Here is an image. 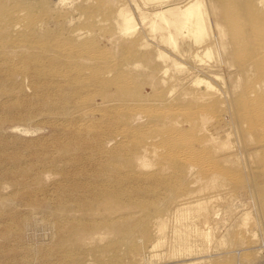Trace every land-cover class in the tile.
I'll use <instances>...</instances> for the list:
<instances>
[{
    "label": "rangeland",
    "instance_id": "obj_1",
    "mask_svg": "<svg viewBox=\"0 0 264 264\" xmlns=\"http://www.w3.org/2000/svg\"><path fill=\"white\" fill-rule=\"evenodd\" d=\"M93 1L94 0H37L39 7L38 9H36L37 10L36 12H38L37 17L42 19L43 22L50 21L48 31L46 30L45 32H42V36H44L42 38V42L44 38H45L44 39L45 43L47 42L46 44L45 43L43 44L45 46H42L43 48L42 51L45 52V53L42 52V61L44 60L46 64L50 63L52 65L57 66L58 63L57 61L50 60L53 57L54 52L57 51L56 50L57 48L53 47L51 44L54 43L53 45L55 46V41L58 39L59 47L61 45L60 49L63 48L62 50H65V47L67 46L69 41H71L74 44L78 43V41H76V37L69 36L71 31L74 33L73 35H75L76 33L84 32L83 34L84 36H86L85 40L87 41L91 40L89 44L90 47L89 51L91 52V56H92L91 57L92 61L90 63L94 70L93 74L97 75L98 73V76L100 77L102 76L101 78H104L106 84L107 83L108 84L107 85L103 84L102 86L92 90V93H98V95L92 94L91 98H93V100L86 102L88 105L81 100H79V103L77 102L76 104H71V105L69 104L71 108L73 107L72 112L74 109V105L78 108L76 109L75 107L76 110L72 114L74 117L70 115L72 116V118L66 114H60V113L50 114L48 111H39L40 112L39 113L37 111L32 112L29 110L31 112L29 113L28 109H26L28 107H24L25 103L27 102H31V104L33 103L32 109L40 108V103L38 102L37 97H34V94H32L33 89H30L28 91L29 96L27 98H24L25 101L19 100L18 102L17 101L15 102L14 100L8 102L7 110L4 111V116L6 115L8 119V121L5 123V127L7 128V130L0 131V136H1L0 140L6 147L4 150L5 152L3 151L2 152L3 155L7 158L3 161V163H0V166H5V168H9L7 170L8 173H11V176H14L15 179H21L22 175L25 174L27 175L33 174L35 170L40 168H42V170L45 168H49L53 170L61 169L64 163L63 160L64 158L67 157L66 155H68L69 157L70 154H77L78 148L80 152L87 150L86 143L90 142L89 138L85 137V139L82 140L81 138L72 136L70 134L72 131L77 130L78 128L76 127L78 126L77 121H79L80 117L83 115L85 108L90 105L91 107H96V108L99 106L98 108L102 109L103 108L102 102L107 100H113V98L115 99V101L108 103L107 106L117 105L118 107L115 108V110H113V107H108L107 109L104 108L105 110L102 109L101 111H96L93 119L89 118V122L93 123L90 124L93 125L94 127L93 129L97 130V132H100L101 130L115 131L117 129L118 130L133 129V130H137L136 136L142 139L144 138V136H147V134L148 135L150 134L151 132L149 129L150 127L151 130H160L159 128L163 126L164 127L161 128V130L162 129L185 130V131L187 130V132L183 136V139L181 140L180 138L179 140V142L181 141L185 142L182 143L183 146L182 150L180 151V149H178L175 151L177 153L179 151V154L181 155L182 153L187 154L186 151L188 150V147L185 148L186 145H190L191 143L194 142L192 146L194 147L196 146L197 134L195 133L194 130H197V128L198 130L200 128H202V130H222L223 131L221 134L222 139H225L224 137H227L226 135L229 134L228 136L230 138L229 142L233 145L236 151L238 150L237 152L239 154V162L237 164H225L224 166L217 164L218 168L220 167V169L221 168L223 169L221 170L222 174L224 173L226 174L223 176L225 184L234 187L236 190L228 194L223 193L221 194L220 198L212 196L213 193L208 194L209 197L210 196L213 197L214 201H217L216 203L212 204V207H209L208 210L210 214L213 215V223L217 221L214 225L215 226L218 225L219 230H221L219 233L220 235L217 236L218 239L216 237L211 244L212 246L210 245L209 247L210 252L202 254V257H197L198 255H190L187 257L175 256L166 260L164 259V257L166 256V247H161L160 249L158 248L154 250H150L146 248L144 251H142V255H143L142 260L138 257L132 261L131 259L124 257V259H122L121 262L127 264H132L136 262H137L136 264H175V263L176 264H182V263L239 264L245 262L246 260L245 258L248 259L247 256H250L249 261L251 257L252 260L250 261V263H246V264L264 263V166H263L264 162L262 161L261 157L260 158L253 157L250 159L249 155L245 150L246 148H248V145L250 146V144H252V142H255V140L258 141L260 139H264L263 136L264 122L262 123V121H264V111H263L264 110V80H263L264 79V63H263L264 62V45H263L264 44V8L262 9V7H264V1L263 0H199L201 2L200 8L197 10V12L195 11L190 15L191 19L193 18L195 19L196 18L195 15L198 16V14L202 16L201 22L202 25H204V31L203 33L197 32L199 36L202 35L201 37H198V39L192 35V31L190 35V31H188L185 28L183 30L182 28L183 23L185 21L187 22V18H189V16L188 17L185 16L182 13V11L187 6H189L193 0H114V2L111 0H103V3H101V0H95L94 2ZM92 9L95 12L91 11ZM121 12L129 14L133 17L134 19L133 25L135 26V30L133 32H130L128 34L127 32H125V29L123 27V19L121 16L122 14ZM203 13L204 15H202ZM111 16H113V19ZM54 17H56L57 19ZM81 27L82 30H80ZM60 28H62V30ZM73 28L76 30L74 31ZM192 28L193 29L195 28V24L192 25ZM211 29L214 33L211 31ZM184 33L186 34V36ZM124 34L127 35L125 36ZM169 35L173 36V39L175 40V44H172V42L168 39ZM187 35H189V38ZM113 36L116 37L114 38ZM127 36L129 37L127 38ZM164 38H165V42H164ZM200 38L202 39V41ZM214 40L216 41L215 43ZM65 41L68 43H66ZM131 41H134L132 42L133 44L131 43ZM91 42L93 46L94 44H96L94 47L92 46L93 48H91L92 45ZM111 44L113 45V47ZM138 45L139 48L136 47ZM46 46L49 47L48 50H52V51H48V50L45 51ZM96 48L97 51H95ZM91 49L92 50L95 49V50L92 51ZM104 51L107 54H111V55H109L108 57V55L104 53ZM144 51L146 53H144ZM198 51L200 53H198ZM133 52H137L138 54ZM174 52L178 53L179 55L177 54L178 55L177 56ZM201 52L203 54H201ZM96 54L97 57L94 58L95 56L93 55ZM99 55H103V57H100ZM135 55L139 59H137ZM192 55L195 56L193 57ZM151 56L153 57V59L151 58ZM190 56L193 59L190 58ZM141 57L143 59H141ZM132 58L134 60H132ZM95 59L99 61H96ZM152 61L154 62V64H152ZM138 62L146 66L147 70L145 72H140L138 69L134 67L135 63ZM92 63H94V65ZM121 63L122 64L125 63V64L122 65ZM116 64L117 66H115ZM105 69L108 71H106ZM164 70L167 71L165 74H164ZM119 73L120 75H122L123 73L124 74L119 78L120 76ZM136 73H138V75H136ZM151 73L157 75L153 76L152 78ZM105 74L107 75L105 76ZM116 75H118V77ZM145 75L147 76V78H145L146 77ZM125 76L128 79H130L129 81L132 80V82L127 81V78ZM157 76H159V78H157ZM133 77L137 79L135 80ZM154 77L157 78L158 81L155 80ZM248 77L250 78V80L248 79ZM260 78L263 79L260 80ZM32 79L34 80L33 77L29 78L28 83L33 81ZM196 79L197 80L201 79L203 81L205 80V82L198 84ZM95 80L98 81V78ZM110 82L112 83L110 84ZM44 83L46 82L44 79H42V85ZM124 83H126L125 85L126 90L125 87H122L124 86ZM136 83L138 84V86ZM206 83H209V86L210 85L213 86L208 87ZM9 85H10L9 82L0 83V92L3 93L8 91L11 88ZM137 87L139 88L137 89ZM191 87L193 90L191 89ZM130 90L132 91L129 92ZM188 90H190V92ZM195 91L196 94L201 91L202 94L205 95L201 96V92H200L199 93L200 95L197 94L198 95L197 97L196 94H193ZM255 91L257 92L256 93L257 95H255ZM123 92H127L128 94ZM163 92H165V94ZM169 92H172V94H169ZM207 92L208 94L211 95H207ZM116 93L118 94L116 95ZM139 94L141 97L139 96ZM162 94L165 95L163 99L162 96L164 95ZM108 97H112V98L107 99ZM203 97L204 99H202ZM130 99L131 101H129ZM135 99L138 101H136ZM127 102H128L127 105H122V104H126ZM171 102L174 103L172 104ZM129 103L131 105H129ZM135 103L137 105L138 103H143V104H140L137 107V105H134ZM150 105L153 106V108H151ZM125 106H127L128 109ZM121 107H124L122 109V112H121ZM139 107L140 108L143 107L141 108L143 110L141 111ZM163 108H165V110H163ZM136 109L138 111L134 112V110ZM147 109L148 110L150 109L149 110L150 112L152 111L151 114L156 113V111L158 112L159 109H161L159 110L160 112L162 110L163 112L162 113L158 112L159 114L156 113L155 114L156 117H155L154 115H148L147 113L149 111ZM152 109H154V112ZM97 112H101L102 114ZM103 112L105 115H103ZM164 113L167 115V116L164 115L165 119L162 117ZM31 114H33L32 115L33 117L31 116ZM59 114H60V118H59L60 120L58 119L59 116L57 117V115ZM48 115H53V117ZM157 115H159V119H157L158 118ZM134 116L143 117L142 122L140 121L139 124H132L131 120L132 117ZM150 116L152 117L150 118ZM202 117H206L207 121L205 123L201 121ZM31 118L33 120H31ZM144 120L145 121L147 120L148 122L150 121L149 123L151 126H149L148 122L147 121L145 122ZM192 120L194 122L193 124L197 123L196 125H194L195 127L192 125V122H189ZM198 120H200V122ZM18 121L22 122V124L18 123ZM63 121H64L63 123L64 125L63 124L61 125ZM119 121L120 123L122 122V124H120ZM164 121L166 122L164 123ZM151 122H154V124L153 123L151 124ZM155 122L158 125H156ZM142 123L144 127L142 125L140 126V124ZM145 125L149 127L144 129L146 127ZM152 125L154 126L156 125V127H153ZM139 129H140V133H138ZM231 130L233 132L232 135L230 133ZM235 131L236 133L237 131H240L241 134L239 132L237 133L238 136H235L236 135ZM248 132H252L251 135L254 134L252 136L253 137L256 136V138L254 137L255 139L253 138L254 140H251V138L248 135ZM141 134H143V136H141ZM191 134L192 136L189 138L188 135ZM185 136H188L186 137L187 139L185 138ZM236 141L239 143L238 146ZM197 147L199 146H196V148ZM202 149L205 150V148L203 147ZM51 150L54 152H52ZM203 150H201L200 147L199 149L197 148L194 151L189 149V151H192V153L194 152V155L196 156L195 157L192 154L193 157L195 158L192 159V162L195 165L197 164V166L204 165L206 162H207L206 164H211L212 162H214L212 161L213 159H210L211 155L209 156V154L207 155V153L205 155V151ZM206 150L208 149L206 148ZM183 151H185V153ZM240 152L242 153L240 154ZM51 154L52 155L54 154L55 156L53 155L52 158ZM57 155L59 156V158ZM201 156L205 158L201 159ZM56 157L58 159H56ZM199 160L206 162H200ZM59 161H61L62 163ZM194 161H198V163ZM210 161L212 162L208 163ZM257 161L260 162L257 163ZM212 164H214L213 166L216 165L215 162ZM0 172L2 173V171ZM236 182H238V184ZM241 183H244L243 186ZM240 184L242 187L240 186ZM243 190L247 192L243 193L244 192ZM5 192L7 191H4V193ZM146 193L147 192H143L142 193L143 196L139 194L140 196L138 195V197L140 199L144 197L147 200L152 199L154 201L155 199H157L159 200V201L156 200L157 203L162 201L160 200L162 197L157 198V194L155 195L150 191H148L149 195L148 193L146 195ZM244 195L247 196L245 197ZM202 196L204 195L201 194L200 197ZM42 197L43 196L38 197V200H36L35 198V201L33 200L34 201L33 202V201H29L28 198L27 199L24 198V196L23 197L20 196L19 194L10 196L9 202L12 203L11 205L12 206L19 205L20 206L19 208H21V210L18 212L17 210H15V212L10 211L11 209L3 210V212H5L4 214L6 215H2V216L4 217L6 216L7 218H10L9 221L10 223L8 222L7 225L6 222L0 223V250H1L0 264H38V263L43 264V261L46 260L59 262L61 257V252L63 250L66 249L74 250V247L72 248V246L69 247H65V246L63 247L62 245L60 246V243L58 242L59 233L57 228L55 227L56 225L59 224L57 222H59L61 219H66L67 216H69V214L73 212L70 209L71 207L69 206L70 207L69 208L66 206L63 209L62 208L60 209L58 205L59 202L57 200L55 201V199H53L54 200L53 201L51 197L50 198L49 197L42 198ZM229 202L233 205V208L230 206L231 204ZM29 203H31L32 205H30V207L27 205L26 207L25 204H29ZM223 203L225 204L229 203V204L225 205ZM45 205H47V207H45ZM35 207L36 208L39 207L38 211ZM222 207L224 210H222ZM41 208H44L46 212H44V209ZM54 208L55 211L51 210ZM234 208L235 210H233ZM40 209L41 211H39ZM216 209H218L219 211ZM236 210L237 212L238 211L239 212L236 213ZM142 211L139 210V217L140 216L142 217V215H146L148 213L149 216L153 215L151 209H148L146 207L144 208V210L142 209ZM214 212L215 213L219 212V215H221V217L223 215L224 218L223 217L219 218V215L218 217H216ZM224 212H226L227 214H225ZM23 213L29 214L28 217L30 218V220H26L27 217L25 218V215H23ZM73 213H75V216H79L78 212H73ZM230 213H232V215ZM30 214L32 216H30ZM60 214L62 218L60 217ZM21 219L22 220L24 219L25 222L27 221V224L24 221L22 222ZM197 223L198 222L195 221L191 225L194 226ZM169 225L170 226L167 229V234L169 233L168 235H171L172 222H170ZM170 239L169 241H171ZM220 242L222 244H218ZM33 248H35V250H33ZM46 248L49 249L46 250ZM45 252L47 254H45ZM162 252L163 254H161ZM157 254L160 256L157 257ZM21 255L23 258L21 257ZM150 255L152 256V258ZM109 258H110L109 262L111 263L117 262L116 258L113 257L111 258L109 256L105 260L107 264H109L108 262ZM93 263L98 264L99 262L92 261L91 259L90 261L89 260L86 261V263L84 264H93ZM60 264L63 263L61 262Z\"/></svg>",
    "mask_w": 264,
    "mask_h": 264
},
{
    "label": "bare ground",
    "instance_id": "obj_2",
    "mask_svg": "<svg viewBox=\"0 0 264 264\" xmlns=\"http://www.w3.org/2000/svg\"><path fill=\"white\" fill-rule=\"evenodd\" d=\"M111 1L114 2V0H111ZM101 3H103V0H101ZM200 5H201V2L199 0H193L192 3L182 11V13L185 16H187V17L189 16V18H187V22L185 21L183 23V26H182L183 30L185 28L188 31H190V35H191V31H192V35L195 36V38H197V39H198V37L202 36L201 34H200L201 36H199L198 33H203V31H204V25H202V22H201L202 16L197 13L198 16L195 15L196 18L191 19L190 15L192 13H194L195 11L197 12V10L200 8ZM38 8L39 7H38L37 0H0V83L9 82V84H10L9 86L11 87L6 92H3V93L0 92V99H1V101H0V131L7 130V128L5 127V123L8 121V119H7L6 115L4 116V111H6L7 107H8L7 103L10 101H14V100H15V102L16 101L18 102L19 100L25 101L24 98H27L29 96L28 91L30 89H33L32 94H34V97H37V100L40 103V108L32 109L33 103L31 104V102H27L28 101L27 100L26 101L27 103H25L24 107H28V108H26V109H28V111L29 110L32 112L33 111H37V112L48 111L50 114L60 113V114H66V115L70 116L78 108L74 105V109L72 112L73 107L71 108V106H69V104L71 105V104H76L77 102L79 103V100H81L85 104H87L86 102L93 100V98H91L92 94L98 95V93H92V90L102 86L103 84H106L105 79L101 78L102 76L101 77L98 76V73H97V75L93 74L94 70H93V67L91 66V63H90L92 61L91 60L92 56H91V52L89 51L90 50L89 44H90L91 40L90 41L85 40L86 36H84V34H83L84 32L83 33H76L75 35H73L74 33L71 31L69 36L70 37H76V41H78V43L74 44L69 40H68L69 43L65 41L66 43H68L67 46L65 45L66 46L65 50H62L63 48L60 49L61 45L59 47L58 39L57 40L55 39L56 40L55 46L53 45L54 43L51 44L53 47L57 48L56 49L57 51L54 52L53 57L50 60L51 61H57L58 62L57 66L52 65L50 63L46 64L44 60L42 61V52H43L42 46H45V45H43L45 43V40H44L45 38L43 39V42H42V38L44 37V36H42V32H45L46 30L48 31L50 21H44L43 22L42 19L37 17L38 12H36L37 11L36 9H38ZM106 8H107V6H106ZM263 8L264 7H262V9ZM116 10H118V9H116ZM91 11H94V10L92 9ZM198 12H200V11H198ZM121 13H122L121 16L123 19V27L125 29V32H127V34L130 32H133L135 30V26L133 25V23H134L133 17L129 14H126L123 12H121ZM202 15H204V13ZM113 16H111L112 19H113ZM261 16H263V15H261ZM65 17H66V15H65ZM54 18H56V17H54ZM206 20H207V18H206ZM193 24H195L194 29L192 28ZM120 26H122V25H120ZM217 27H219V26H217ZM115 28H117V27H115ZM55 29H57V28H55ZM60 29L62 30V28H60ZM75 30L76 29H74V31ZM80 30H82V27ZM110 30H112V29H110ZM211 31H212V29H211ZM79 32H81V31H79ZM114 32H116V31H114ZM208 33H209V31H208ZM63 34H64V32H63ZM186 34H187V32H186ZM186 34H185V36H186ZM114 35H116V34H114ZM121 35H123V34H121ZM103 36H104V34H103ZM187 36L189 38V35H187ZM113 37L115 38L116 36H113ZM128 37L129 36H127V38ZM213 37H214V35H213ZM53 38H54V35H53ZM168 39L172 42V44H175V40L173 39L172 35H169ZM93 40H95V39H93ZM114 41H116V40H114ZM201 41H202V39H201ZM92 42H91V44H92ZM132 42H134V41H131V43ZM164 42H165V38H164ZM215 42L216 41L214 40V43ZM118 44H119V42H118ZM200 44H201V42H200ZM95 45L96 44H94V46ZM135 45H136V43H135ZM140 45H141V43H140ZM92 46H93V44L91 45V48L94 47V46L93 47ZM102 47H104V46H102ZM112 47H113V45H112ZM136 47L139 48V45ZM48 49H49V47L46 46L45 51H47ZM94 50H92V51H94ZM48 51H52V50H48ZM95 51H97V48ZM134 51H136V50H134ZM199 51H198V53H200ZM43 53H45V52H43ZM104 53H106V52L104 51ZM133 53H137V52H133ZM144 53H146V52L144 51ZM50 54H51V52H50ZM175 54L177 55L178 53H175ZM201 54H203V53L201 52ZM103 55H99V56L103 57ZM107 55L109 57V55H111V54H107ZM146 55H148V54H146ZM93 56H95L94 58H96L97 54L93 55ZM132 56H134V55H132ZM135 57H136V55H135ZM133 58H132V60H134ZM151 58L153 59L152 56H151ZM190 58H192V57L190 56ZM137 59H139V58H137ZM141 59H143V58L141 57ZM96 61H99V60H96ZM105 62H107V61H105ZM114 62H115V60H114ZM146 62H148V61H146ZM99 63H101V62H99ZM33 64H35V65H33ZM92 64L94 65V63H92ZM124 64H122V65H124ZM152 64H154L153 61H152ZM115 66H117V64ZM176 66H178V65H176ZM134 67L136 69H138L140 72H145L147 70L146 66L142 65L139 62L135 63ZM106 71H108V70H106ZM166 72L167 71L164 70V74ZM127 73H128V71H127ZM149 74H150V72H149ZM106 75L107 74H105V76ZM119 75H120V73H119ZM122 75H120L119 78ZM136 75H138V73H136ZM151 75L153 78V76H156L157 74L154 75L151 73ZM116 76L118 77V75H116ZM32 77L34 78V80L32 79L33 81L28 83L29 78H32ZM111 77H112V75H111ZM130 77H132V76H130ZM97 78H98V81L95 80ZM143 78H144V76H143ZM145 78H147V76ZM157 78H159V76H157ZM157 78L154 77V79L158 81ZM42 79H44L46 82L43 85H42ZM248 79L250 80L249 77H248ZM262 79L260 78V80H262ZM110 80H112V79H110ZM129 80L130 79L127 78V81H129ZM129 82H132V80ZM204 82H205V80L204 81L201 79L197 80L198 84L204 83ZM111 83L112 82H110V84ZM126 83H124V86H122V87H125V90H126V86H125ZM152 83H153V81H152ZM253 83H255V82H253ZM114 84H115V82H114ZM206 84L208 85V87L211 86V85L209 86V83H206ZM250 84H251V82H250ZM137 86H138V84H137ZM158 87H159V85H158ZM138 88L139 87H137V89ZM256 88H258V87H256ZM118 89H119V87H118ZM159 89H161V88H159ZM187 89H188V87H187ZM191 89H192V87H191ZM103 91H105V90H103ZM131 91L132 90H130L129 92H131ZM188 91L190 92V90H188ZM94 92H97V91H94ZM98 92H100V91H98ZM208 92H207V95H211V94H208ZM123 93L128 94L127 92H123ZM137 93H139V92H137ZM163 93L165 94V92H163ZM199 93H197V94H199ZM256 93L257 92L255 91V95H257ZM117 94L118 93H116V95ZM140 94H139V96H140ZM164 94H162V95H164ZM169 94H172V92H169ZM193 94H196V91ZM135 95H136V93H135ZM202 95L203 94L201 92V96ZM133 96H134V94H133ZM163 97H165V95L162 96V99H163ZM197 97H198V95H197ZM252 97H251V100H252ZM110 98H112V97H108L107 99H110ZM242 98H244V97H242ZM245 98H247V97H245ZM166 99H168V98H166ZM202 99H204V97ZM101 100H102V98H101ZM113 101H115L114 98H113V100H107V101L102 102V105H103L102 109L105 110L104 108L107 109L108 107H113V110H115V108L118 107L117 105L107 106L108 103L113 102ZM129 101H131V99ZM136 101H138V100H136ZM148 101H149V99H148ZM128 102L126 104H122V105H127ZM11 103H13V102H11ZM136 103L134 105H137ZM171 103L173 104L174 102H171ZM140 104H143V103H138V105H140ZM129 105H131V104L129 103ZM138 105H137V107H138ZM17 107H19V106H17ZM75 107H76V109H75ZM98 107L97 108L91 107L90 105L86 108L84 107L85 111H84L83 115L80 117L79 121H77L78 122V126H76V127H78L77 130L72 131L70 133L72 136H76L78 138H81L82 140L85 139V137L89 138L90 142L86 143L87 150L80 152L79 148H78L77 154H70L69 157H68V155L65 154L67 157L64 158L63 167L61 169L53 170V169L45 168L42 170V168H40V169L35 170V172L33 174H30V175L25 174V175H22L21 179H15L14 176H11V173H8L7 170L9 168H5V166H0V171H2V173L0 172V220H1L0 223L6 222V225H7L8 222L10 221V218H7L6 216L5 217L2 216V215H6V214H4L5 212H3V210H6V209L10 210L11 209L10 211H14V212H15V210H17V212L21 210V208H19L20 207L19 205H15V206L13 205L12 206L11 205L12 203L9 202L10 196L18 195V194L22 197L24 196V198H26V199L28 198L29 201H33V200L35 201V198H36V200H38V197H40V196H43L45 198L51 197L52 200L55 199V201L57 200L59 202L58 205H59L60 209L61 208L63 209L66 206L67 207L70 206L71 208L70 207L69 208L71 209V211L78 212L79 216H75V213L72 212L71 214H69V216H67L66 219H61L62 217L60 214L61 218H59V219H61V220L59 222L54 221V222L59 223L55 227L57 228L58 233H59L58 242L60 243V246L61 245L63 247L64 246L65 247L72 246V248L74 247V250H70V249L63 250L61 252V257H60L59 262H54L52 260H50V261L46 260V261H43V264H60L61 262L63 264H84V263H86V261H88V260L90 261L91 259H92V261H98L100 264H107L105 260L109 256L111 258L113 257V258L117 259V262L111 263V262H109L110 261V258H109V260H108L109 264H127V263L121 262V260L124 259V257L131 259L132 261L138 257L142 260V257H143L142 251H144L146 248H148L150 250H154V249H158V248L160 249L161 247H166V256L164 254V256H165L164 259H166V260L169 258L175 257V256L176 257L177 256H180V257L186 256L187 257L190 255H198L197 257H202V254L207 253V252L209 253L210 252V249H209L210 245L212 244L214 239L220 235L219 233L221 231V230H219L218 225L217 226L214 225L217 221L213 223V215H211L209 210H208L209 207H212V204L217 202V201L213 200L212 196L220 198L221 194H223V193L228 194V193L234 192L236 190L234 187L229 186L228 184H225L223 176L226 174L225 173L222 174L221 170H223V169L222 168L220 169V167L218 168V165L224 166L225 164H237L239 162V154L237 152L238 150L236 151L234 149L233 145L229 142V139H230L228 137L229 134L226 135L227 137H224L225 139H222V137H221V134L223 132L222 130H202V128H200L201 130L200 129L198 130V128H197V130H194L195 133L197 134L196 146H199L201 150H203L202 147L205 148V150H203V151H205V155H206V153H207V155L209 154V156L211 155L210 159H213L212 161L215 162V164H216L215 166H217V167L213 166L214 164H212V163H214V162H212V161L208 162V163L212 162L211 164H206L207 163L206 159H205L206 161H200L199 160L200 162H206L205 163L206 165L204 163H202L204 165L197 166V164L195 165L192 162V159L194 158L193 157L194 152L192 153V151H189V149L193 150V151L196 150L197 148L199 149V147L196 148V146L195 147L192 146L194 144V142L191 143L190 145L185 146V148L188 147V150L186 151L187 154L185 153V151H183L185 154H183V153L182 154L186 155V156H183L182 154L180 155L179 151H178V153L175 152L178 149H180V151L182 150V147H183L182 143L184 141L179 142V140H180V138H181V140L183 139V136L187 132V130L186 131L185 130H163V129L161 130V128H163L164 126L159 128L160 130H151V127H150L149 128L151 131L150 134L149 135L147 134V136H144V138H142V139L138 138L136 136L137 130H133V129L132 130H130V129L129 130H123L121 128L122 130H118V129L115 131H110V130L102 131L101 130L100 132H97V130L93 129L94 128L92 125L93 123L89 122V118L93 119L96 111L102 110V109H99ZM125 107L127 108V106H125ZM123 108L124 107H121V112H122ZM141 108H143V107H141ZM151 108H153V106H151ZM26 109H24V110H26ZM161 109H159V110H161ZM129 110H130V108H129ZM142 110L143 109H141V111ZM152 110L154 112V109H152ZM159 110H158V112L162 113L163 110H165V108H163V110L161 112ZM254 110H257V109H254ZM30 111H29V113H31ZM135 111H138V110L136 109V110H134V112ZM148 111H146V112H148ZM230 111H231V109H230ZM130 112H132V111H130ZM149 112L147 113L148 115H154V116L156 113H158L157 111L154 114H151L152 111L150 113ZM25 113H27V112H25ZM97 113H101V112H97ZM165 113L163 115L162 114H160V115H162V117L164 118V115H166ZM60 114L57 115V117L59 116L58 119L60 118ZM147 114H144V115H147ZM32 115L33 114H31V116ZM103 115H105L104 112H103ZM140 115H141V113H140ZM48 116L53 117V115H48ZM72 116H70V117L72 118ZM157 116H158L157 119H159V115H157ZM151 117L152 116H150V118ZM39 118H41V117H39ZM142 118L143 117H141V116H134V117H132L131 122H132V124H139L140 121L142 122ZM31 120H33V119L31 118ZM10 121H11V119H10ZM98 121H95V122H98ZM128 121H130V120H128ZM150 121H151V119H150ZM198 121L200 122V120H198ZM201 121L203 123H205L207 121L206 117H202ZM43 122H45V121H43ZM149 122H148V125L151 126ZM156 122H155V124H156ZM165 122L166 121H164V123ZM189 122H192L193 126L197 124V123L193 124L195 122V119H194V122H193V120L189 121ZM263 122L264 121H262V123ZM18 123L22 124V122H19V121H18ZM63 123H64V121L61 123V125ZM90 123H92V124H90ZM119 123H120V121H119ZM152 123L154 124V122H151V124ZM120 124H122V122ZM34 125H36V124H34ZM141 125L144 127L143 123L140 124V126ZM156 125H158V124H156ZM156 125L155 126L152 125V126L156 127ZM163 125H166V124H163ZM199 125H200V123H199ZM263 125H264V123H263ZM68 126H70V125H68ZM145 126L146 127L144 129L149 127L147 125H145ZM72 128H74V127H72ZM157 128H155V129H157ZM60 129H61V127H60ZM91 131H93V132H91ZM138 131H139L138 133H140V129ZM191 131H193V130H191ZM240 131H237V133H239ZM146 133H144V134H146ZM230 133L232 135V133H233L232 130L230 131ZM237 133L235 131V134H236L235 136H238ZM251 133L252 132H248V135L251 138V140H254L256 138V136H254L255 137L254 138L252 136L254 134L251 135ZM262 133H263V131H262ZM187 134H190V133H187ZM192 134L188 135L189 138L192 136ZM240 134H241V132H240ZM88 136H91V137H88ZM141 136H143V134H141ZM188 136H185V138ZM0 138H1V136H0ZM189 138H188V140H189ZM82 143H85V142H82ZM236 143L238 146L239 143L237 141H236ZM5 148H6L5 145L0 140V163H3V161L7 158L3 155V152H5L4 151ZM206 148L208 150H206ZM33 149H34V147H33ZM245 150H246L247 154L249 155L250 159L253 157H257V158L261 157L262 161L264 162V139H260L258 141L255 140V142H252V144H250V146L248 145V148H246ZM240 151H242V150H240ZM52 152H54V151H52ZM241 153L242 152H240V154ZM53 155H52V158H53ZM60 155H62V154H60ZM242 156H243V154H242ZM242 156H240V157H242ZM58 158H59V156H58ZM58 158L56 157V159H58ZM203 158H205V157L201 156V159H203ZM59 162H61V161H59ZM194 162L198 163V161H194ZM259 162L260 161H257V163H259ZM261 165H262V162H261ZM236 183L238 184V182H236ZM241 184L243 186L244 183H241ZM241 184H240V186H241ZM250 185H251V183H250ZM244 187H246V186H244ZM4 191H7V192L4 193ZM148 191H150L151 193H154L155 195L157 194V198L162 197L160 199L162 201L157 203V201H159L157 199H155V201H154L152 199L147 200L144 197H142L141 199L138 197L139 194L142 195L143 192L148 193ZM245 192H247V191H244L243 193H245ZM147 193H146V195H147ZM209 193H213V195L209 197L208 196ZM201 194H203L204 196L200 197ZM148 195H149V193H148ZM247 195H249V194H247ZM247 195H244V196L246 197ZM42 198H40V199H42ZM45 202H47V201H45ZM223 204H225V203H223ZM228 204H225V205H228ZM25 205H26V207H27V205L30 207V205H32V204L29 203V204H25ZM230 206L233 208L232 204ZM45 207H47V205H45ZM145 207L148 209H151V211L153 212V215L149 216L148 215L149 213H148L146 215H142V217L140 216L141 217L140 218L139 217V210L142 211V209L144 210ZM22 208H23V206H22ZM38 208H36L37 211H38ZM41 209H44V208H41ZM41 209L39 211H41ZM51 210L55 211V208L51 209ZM216 210H218V209H216ZM222 210H224L223 207H222ZM233 210H235V208ZM44 212H46L45 209H44ZM66 212H68V211H66ZM226 212H224V213L227 214ZM238 212L236 210V213H238ZM10 213H13V212H10ZM216 213L214 212L215 216L218 217L219 212H216ZM220 214H222V213H220ZM230 214L232 215V213H230ZM23 215H25V218L27 217L26 220H30V218L28 217L29 214L23 213ZM233 215H234V213H233ZM30 216H32V215L30 214ZM33 216H35V215H33ZM220 217H221V215H219V218ZM222 217H223V215H222ZM36 218H37V216H36ZM31 220H33V219H31ZM23 221L25 222L24 219L22 220V222ZM195 221H197L198 223L196 225L192 226L191 224L194 223ZM44 222H45V220H44ZM170 222H172V231H171V235H168L169 233L167 234V229L170 226L169 225ZM25 223L27 224V221ZM25 223H24V225H25ZM12 230H14V229H12ZM170 237H171V239H170ZM51 238H52V236H51ZM169 239L171 241H169ZM217 239H218V237H217ZM22 241H23V239H22ZM191 241H192V243H191ZM218 244H222V243L220 242ZM60 246H58V247H60ZM47 249H49V248H46V250ZM33 250H35V248H33ZM211 250H212V248H211ZM13 251H15V250H13ZM0 252H1V250H0ZM45 254H47V253L45 252ZM161 254H163V252ZM253 255H254V253H253ZM256 255H255V257H256ZM159 256L160 255L157 254V257H159ZM21 257H22V255H21ZM247 257H248V259L245 258L246 259L245 262L239 263V264L250 263V261L252 260V257L250 258V261H249L250 256H247ZM151 258H152V256H151ZM161 259H162V256H161ZM161 259H160V261H161ZM163 261H165V260H163ZM136 263H132V264H136ZM182 264H195V263H182Z\"/></svg>",
    "mask_w": 264,
    "mask_h": 264
},
{
    "label": "built area",
    "instance_id": "obj_3",
    "mask_svg": "<svg viewBox=\"0 0 264 264\" xmlns=\"http://www.w3.org/2000/svg\"><path fill=\"white\" fill-rule=\"evenodd\" d=\"M258 264H264V263H258Z\"/></svg>",
    "mask_w": 264,
    "mask_h": 264
}]
</instances>
